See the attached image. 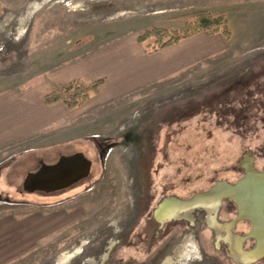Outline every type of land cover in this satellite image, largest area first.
<instances>
[{"label":"rangeland","instance_id":"1","mask_svg":"<svg viewBox=\"0 0 264 264\" xmlns=\"http://www.w3.org/2000/svg\"><path fill=\"white\" fill-rule=\"evenodd\" d=\"M199 10L228 17L231 41L218 54L156 86L108 100L93 93L69 115L57 111L39 135L1 148V177L9 168L14 187L0 188V213L65 210L55 238L12 264H61L62 256L65 264H264L238 255L256 239L237 203L207 196L249 163L264 170V72L258 85L229 87L241 70L263 67L264 0H0V93L46 94L79 78L63 70L105 43L180 28ZM77 152L92 162L87 177L51 197L16 188L41 160ZM167 201L180 209L161 219Z\"/></svg>","mask_w":264,"mask_h":264},{"label":"crops","instance_id":"2","mask_svg":"<svg viewBox=\"0 0 264 264\" xmlns=\"http://www.w3.org/2000/svg\"><path fill=\"white\" fill-rule=\"evenodd\" d=\"M230 41L219 33L210 34L201 31L170 46L148 52L139 43L137 37L133 39L125 36L105 43V46L97 51L84 55L70 64L68 70H65L66 67L63 72H67L65 75L67 78L104 77L105 82L99 87L96 99L108 100L116 96V93L126 94L140 87L156 86L167 78L190 72L191 67L196 68L199 63L218 54ZM44 95L41 88L29 91L12 89L0 93V150L8 145L26 141L31 135L35 136L42 132L54 119L57 120V111L69 115L71 111L82 108L80 106L69 109L62 102L46 105L43 100ZM41 162L43 160L35 169L27 171L26 175L31 171H36L42 164ZM5 175L6 178L3 177L5 178L3 179L0 173V188L14 187L13 176L9 168L5 170ZM26 175L16 185V188L26 190L24 188ZM38 192L48 197L57 193L41 191L32 193ZM6 196V201H14L8 195ZM21 200L15 203L24 204V200ZM61 211L65 210L35 206L25 212L5 210L0 213V264L20 261L39 250L41 246H47L62 226ZM67 257L69 256L61 257L60 261H63L61 264L67 262Z\"/></svg>","mask_w":264,"mask_h":264},{"label":"water","instance_id":"3","mask_svg":"<svg viewBox=\"0 0 264 264\" xmlns=\"http://www.w3.org/2000/svg\"><path fill=\"white\" fill-rule=\"evenodd\" d=\"M91 165V160L82 152L62 155L55 163H42L37 171L29 172L24 180V188L31 192L46 193L66 188L87 177L91 172ZM214 191L207 196H231L239 206L241 217L248 218L253 223L248 237L255 238L256 245L252 250L238 252V255L245 253L249 258L241 259L264 257V171H257L249 163L247 173L235 184L221 183ZM233 249L237 252L236 248Z\"/></svg>","mask_w":264,"mask_h":264},{"label":"trees","instance_id":"4","mask_svg":"<svg viewBox=\"0 0 264 264\" xmlns=\"http://www.w3.org/2000/svg\"><path fill=\"white\" fill-rule=\"evenodd\" d=\"M185 15L187 19L180 28L170 26L147 27L139 33L137 40L148 52L170 46L201 31L210 34L219 33L227 41L231 40L232 30L226 14L199 10ZM104 82V77L97 79L75 78L66 84L55 85L44 95L43 100L46 105L62 102L69 109H74L83 105L93 93H97Z\"/></svg>","mask_w":264,"mask_h":264},{"label":"flooded vegetation","instance_id":"5","mask_svg":"<svg viewBox=\"0 0 264 264\" xmlns=\"http://www.w3.org/2000/svg\"><path fill=\"white\" fill-rule=\"evenodd\" d=\"M262 65H263V67L261 69H259L258 67H257L258 68L257 69L256 66H254V64H252V66L249 68V70L248 69L241 70L238 73V75H235L234 78L232 79V82L230 83V86H229V87H231L232 90L231 89L230 90L231 91H235V92L236 91L239 92L240 90H242V88H245V87L249 86L252 83L253 80H256V84L258 85L259 84V79H260L259 76L260 75H258L257 71L258 70H261L262 73L264 72V62L262 63ZM249 71H250V73H248ZM263 75H264V73H263ZM244 76H245V78H244ZM262 83L263 84H262V86L260 88H262V87L264 88V79H263V82ZM263 88H262V92L264 93V89ZM222 91L223 90H221L220 92L223 93ZM260 91H261V89H260ZM249 100L250 99H248L247 101H249ZM260 103L264 105V100L263 101H260ZM247 171H248V168H246L243 176L247 173ZM257 171H259V170H257ZM261 171H264V170H261ZM242 177H240L239 179H241ZM239 179H237L232 184H235ZM228 184H230V183H228ZM229 197H230L229 199H231V200L233 199L231 196H229ZM233 202H235L234 199H233ZM171 205H173V204H166L163 207L171 206ZM161 210H160V212H161ZM160 212H159L158 215H160ZM159 217L162 218L161 216H159ZM239 257L241 258L240 254H239Z\"/></svg>","mask_w":264,"mask_h":264},{"label":"bare ground","instance_id":"6","mask_svg":"<svg viewBox=\"0 0 264 264\" xmlns=\"http://www.w3.org/2000/svg\"><path fill=\"white\" fill-rule=\"evenodd\" d=\"M166 204H173V205L163 207V206L166 205ZM191 204H192V203H191ZM179 206H180V204L177 203V202L175 203V202H172V201H167V202H165V203L161 206V208L157 211V215L159 214L160 210L162 209L161 212H160V215H158V217L161 216V217H162L161 219H164V218H166V217H168V216H170V215L175 214L176 212H178L177 210L180 209ZM186 206H187V205H186ZM186 206H185V207H186ZM162 207H163V208H162ZM159 218H160V217H159ZM235 247H236V249H237V243L234 245V248H235ZM234 251H235V250H234ZM240 256H241V258L249 259V258H248V255L245 254V253L240 254Z\"/></svg>","mask_w":264,"mask_h":264}]
</instances>
